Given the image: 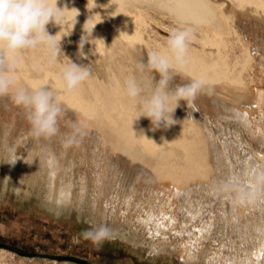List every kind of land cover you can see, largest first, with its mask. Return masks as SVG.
Listing matches in <instances>:
<instances>
[{
  "label": "rangeland",
  "instance_id": "374dc122",
  "mask_svg": "<svg viewBox=\"0 0 264 264\" xmlns=\"http://www.w3.org/2000/svg\"><path fill=\"white\" fill-rule=\"evenodd\" d=\"M80 1L87 2V0ZM219 1L227 3L224 8L231 15L227 22L228 32L209 37L203 45L197 31L191 30L192 39L187 55L201 56V59L202 56L205 59L210 57L217 62L216 64H221L222 60L227 62L224 71L225 78L206 79L210 85L208 93L232 105L246 108L250 122L242 121L241 124H236L229 114L219 113V106L213 107L208 100H201L199 95L192 102L210 114L214 126L208 124L207 127L211 132L229 143L227 155L232 162L234 161L233 163H236L237 172L240 171L239 164L241 162L244 164L242 159L245 161L248 158L253 160L257 170L264 168V159L261 158L264 157V40L261 36H256L254 30L257 29L264 33V23L255 19L251 13L231 5L228 0ZM91 7L103 10V13L107 11L106 7L98 1L95 6H87L88 9ZM140 9L138 7V11ZM149 11L150 15L143 14L138 18L139 21L136 19L137 23L134 24L137 25L136 30L127 37L118 27L110 23H94V27L97 28L96 33L91 34L92 37L85 42L83 48L86 56H140L144 58L148 53L160 47L158 41L166 44L172 29L188 28L168 17H161ZM241 25L244 26L242 30L239 27ZM61 35L62 52L59 56H79L77 52L79 42H73L77 35H73L74 40H69L61 32L56 34L57 39ZM245 48L251 50L253 55L248 64H244L247 58H250L243 56L247 54ZM202 49L214 51V54L208 56L207 52H203ZM218 53L223 56H218ZM21 56H48V53L42 46L40 49L23 51ZM219 70L216 65L207 69V72ZM174 74L173 89L177 84L200 78L180 67L174 69ZM236 93H244V101L247 100L250 104H237ZM253 93L257 95L256 98L250 96ZM3 103L4 100L0 97V146L4 147L3 137H8L5 149L14 148L16 145V156L20 160L19 165L16 166V173L18 174L23 165L25 170L27 168L28 174L24 175L26 179L21 181L20 187L15 185L17 174L7 179L6 184V156L0 149V264H82L63 259L65 256L85 260L88 264H204L205 255L212 256L216 253L224 255V243L228 244L227 240L231 239L221 225L226 215L223 213L224 206L220 203L222 199L227 201L229 198L215 195L212 191L214 186L209 180L187 174L186 178L189 179V183L204 184L202 191L208 196L204 198L197 195L190 205L185 201L190 197L185 198L176 191L178 187L183 186V183L171 174L164 175L159 181L156 180L155 189L148 193L142 169L132 168L129 163L130 159L120 160L112 151H108L107 157L96 158L92 152L94 144L88 137V129H86L87 135L81 139L80 143L73 145L67 152L70 158H73L72 168L66 170V173L63 171L57 173L56 178L53 179L48 172L41 169L40 165L41 155L47 153L49 147L54 146L52 137L39 139L33 137L26 113L23 115L21 113L23 108L15 106L12 101L9 105ZM61 115H65V111ZM78 117L74 115L70 119L79 120ZM84 124L87 123L84 122ZM67 125L68 123L61 116L58 126L65 135L71 131ZM182 134L189 139L196 138L197 145H201L202 131L198 133L183 131ZM111 160L114 161L116 168L109 172ZM185 169V164L180 161L175 173L181 176L186 175ZM221 173L223 181L234 176H238L241 180L247 177L244 173L238 175L232 171L226 172L224 169H221ZM124 174L126 178L123 179L120 176ZM68 182H71L72 196L70 211L66 213L51 206L55 203L51 195L53 192L56 196L59 195V189L65 187ZM121 184L124 185L121 190L116 188ZM118 201L124 203L119 205ZM128 201L131 203V208L123 212L122 216L121 211L126 210L125 203ZM135 204L141 208L140 212L134 211ZM149 207H152L155 212L174 211L172 212L175 215V222L160 227L162 236L157 239L167 245L165 251L158 254L148 251L146 248L151 238L145 232L141 237L143 244L137 247L119 238L104 242L100 248L94 247L90 241L82 238L79 244L73 242L82 231L93 225L106 224L109 228L111 226L122 228L126 227L125 220L128 218L131 219V225H137L136 215L145 216L143 210ZM190 208H200V213L191 217L186 213ZM255 216L256 212H252L250 218L253 219ZM205 221L212 224L209 233L201 237L198 228ZM239 244L244 250L246 245H244L243 238L240 239ZM191 245L199 252L190 251L187 247ZM240 251L235 255L243 257L244 252L239 253ZM195 254H198V257ZM220 259L221 262L214 263L225 264L223 258Z\"/></svg>",
  "mask_w": 264,
  "mask_h": 264
},
{
  "label": "bare ground",
  "instance_id": "6f19581e",
  "mask_svg": "<svg viewBox=\"0 0 264 264\" xmlns=\"http://www.w3.org/2000/svg\"><path fill=\"white\" fill-rule=\"evenodd\" d=\"M97 1L106 7V13H103L104 11L98 8H87L89 5L95 6ZM228 2L244 12L251 13L255 19L264 23V0H228ZM109 4L112 5L109 6ZM57 6L69 8L65 11V21L61 23V27L50 22L46 26L47 31L52 34L62 32L69 40H74L73 35L76 34L77 36H75L73 42H80L81 37L84 35L83 28L87 29L94 25V23L96 24V22L110 23L118 27L127 37L129 34L135 32L134 30H136L135 27L137 25L135 26L134 24L137 23L135 22L136 19L138 20L143 14L150 15L149 10H151L161 17H168V19L170 18L180 25H184L193 31L196 30L200 35L203 45H205L209 37L218 33L228 32L227 22L231 18V15L224 8L227 6V3L220 2L219 0H87L86 3L80 0H57ZM138 7L141 8L140 11H138ZM239 27L242 30L244 26L241 25ZM96 29V27H93L92 35L96 33ZM254 31L256 32V36H261V39L264 40L263 32L261 33L257 29ZM235 32L237 35L239 34L236 29ZM158 44L160 47L155 51L166 50L165 43L158 41ZM40 48L42 46L37 47V49ZM202 50H204L203 52H207L208 56L214 54V51ZM245 51H247V54L243 56H249L250 58H247L244 64H248L253 55L251 50H246L245 48ZM21 55L22 53L19 54L15 70L16 80L13 89L24 87L30 90L36 85L46 84L45 87L53 92L54 98L60 102L65 111V115H61L64 121L69 123L72 121L70 118L77 115L79 116L78 119H80L74 122L88 129V137H90L94 144L92 152L96 158L101 156L107 157L108 151H112L115 153V157L120 158V160L125 158L130 159L129 163L132 168L135 170L142 169V175L146 178L145 184L148 187V193L155 189L156 180L159 181L164 175L171 174L176 180L183 183V186L178 187L176 191L181 193L185 198L190 197L185 200L190 205V202L197 195H201L204 198L208 196L203 194L202 190L204 188L202 187L204 184L201 182L197 184L189 183V179L186 178L188 175H195L209 180L210 184L214 186V190L212 191L216 195L217 186L223 181L221 169L240 175L246 171H251L256 166L252 159L248 158L245 161L242 159L244 164L242 162L239 164L240 171L237 172L236 163H233L234 161L232 162L227 155L229 143L211 132L207 127L208 124L214 126L210 114L194 102L191 103V107H187L185 101H179V106L172 113V118L176 123L168 127L161 126L153 130L150 120L143 116L135 120L131 125V121L138 115L139 109L136 107L135 102L125 96L124 82L129 77L135 76L144 89L143 94L148 95L151 92V76L153 77V84L157 83L160 79L159 73L155 70H152L150 74L147 71L143 73L138 71V62L146 63L147 57L86 56L87 58H84L80 56H59L56 61L50 63L48 56ZM218 56L223 55H219L218 53ZM200 57L187 55V63L180 68L186 71L189 70L190 74H195L205 79H209L210 77L212 78L211 80L225 78L224 71L227 67V62L222 60L221 64H216L217 62L210 57L207 59L203 56L202 59ZM68 58L77 64L87 65L91 71L89 78L71 92L64 89L59 79L60 70L69 62ZM236 62L239 63V61ZM216 65L219 67V71L207 72V69ZM174 81L173 76L169 85V91L174 90L172 87ZM209 89L208 87L198 94L201 100H208L215 108L219 106V113L229 114L236 124H241L242 121L250 122L246 108H240L216 98L208 93ZM250 96L253 98L257 97L254 93L250 94ZM244 97V93H236V103L250 104L249 101H244ZM2 99L4 100V105L10 104L11 99L9 96H4ZM21 113L23 115L26 112L23 109ZM84 115L86 117H83ZM84 122L87 124L85 125ZM183 131H190L192 133L202 131L203 135L200 136L201 145H197L196 138L192 137L189 139L187 136H184L182 134ZM65 138V133L59 128L58 134L51 138L54 146L49 147L48 152L40 157L41 169L48 172V175L53 179L56 178L57 173H61L62 171L66 173V170L72 168L71 161L73 158H70L67 153L71 150V147L67 149L64 147L63 140ZM8 140L9 138L4 136L2 141L4 147L0 146L2 154L4 153L6 156V184L7 179L12 178L13 174H17L16 166L20 163L19 158L16 156V145L14 148L5 149L7 145L6 141ZM261 158L264 159V157ZM12 160L15 161L11 162ZM180 161L185 164L186 175L181 176L175 173ZM114 168H116L115 163L111 160L109 172ZM26 170L23 165L19 169L15 184L17 187H20L21 181H24L26 173L28 174ZM39 176L42 175L39 174ZM120 177L124 179L126 178V174ZM223 178L225 177L223 176ZM106 180H108L107 176ZM70 183L68 182L65 187L59 189V195L56 196L55 192L51 195V199L55 202L51 206L66 213L70 211L71 205L72 186ZM123 187L124 185L122 184L118 185V187L116 186L120 190ZM257 191L258 196L251 204L240 206L234 205L231 199L227 201L221 200L220 205L224 206L223 213L226 215L221 225H223V230L231 240H227L228 244L224 243V255H218V253L212 256L205 255L204 264H215L216 261L221 262L220 258H223L225 264H264V200L260 198L264 195V188ZM123 203L118 201L119 205ZM125 204L126 210H120L122 216L124 215L123 212L129 211L131 208L129 201ZM140 209L138 204L134 205L136 213L140 212ZM143 211L145 216L142 214L136 215L135 220L138 222L137 225H131V219L128 218V220H125L126 227L118 228L117 226H111L113 239L119 238L133 247H137L141 243L143 244L141 237L145 232L151 238L146 248L148 251L158 254L161 251L167 250V245L157 239L162 236L160 234V227L175 222L174 211L155 212L152 207ZM252 212H256V216L253 219L250 218ZM186 213L192 217L194 214L200 213V208L187 209ZM230 219L231 221H229ZM211 224V222L205 221L198 228L201 237H205L209 233ZM242 238L245 240L244 245H246L243 248L244 250L240 248L239 244ZM247 246L250 247L248 248ZM187 248L190 251L196 250L195 253L199 252L193 245ZM239 250L244 252L243 257L235 255ZM197 255L195 254V256ZM236 258L237 260H235Z\"/></svg>",
  "mask_w": 264,
  "mask_h": 264
},
{
  "label": "clouds",
  "instance_id": "9594fccd",
  "mask_svg": "<svg viewBox=\"0 0 264 264\" xmlns=\"http://www.w3.org/2000/svg\"><path fill=\"white\" fill-rule=\"evenodd\" d=\"M66 9L69 8L58 7L57 0H0V97L9 96L15 106L25 110L26 118L31 125V134L37 139L50 138L58 134V123L64 109L54 98L53 92L45 87L46 84L36 85L30 90L24 87L13 89L16 80L15 70L19 54L38 46L46 49L50 63L59 58L62 52L60 48L62 35L57 39L56 34H49L46 26L51 22L61 27V23L65 21ZM94 25L87 29L83 28L84 35L77 49L80 57L87 58L83 48L91 37ZM191 39V29H172L166 41V50H154L147 54L146 63L138 62V71L141 73L147 71L150 74L155 70L160 75L159 81L155 84L152 83L151 76L150 94H143L144 89L135 76L124 82L125 96L135 102L139 109L131 125L143 116L150 120L153 130L161 126L168 127L176 123L172 113L179 106V101H185L187 107H191L198 94L206 87L210 88L209 82L200 77L177 84L174 90L169 91V85L175 75L174 69L187 63L186 56ZM68 61L61 68L59 79L64 89L71 92L89 78L91 71L87 65L77 64L69 58ZM67 126L71 131L63 140L66 149L78 145L87 135L83 125L77 122L70 121ZM261 188H264V168L250 173L246 180L230 177L222 181L216 191L218 195L231 199L234 205L243 206L253 203L258 196L257 190ZM81 238L100 248L104 242L113 238V234L106 224H99L82 231L73 242L79 244Z\"/></svg>",
  "mask_w": 264,
  "mask_h": 264
},
{
  "label": "water",
  "instance_id": "95a60500",
  "mask_svg": "<svg viewBox=\"0 0 264 264\" xmlns=\"http://www.w3.org/2000/svg\"><path fill=\"white\" fill-rule=\"evenodd\" d=\"M63 259L71 260V261L82 263V264H88L85 260H80L78 258L71 257V256H65V257H63Z\"/></svg>",
  "mask_w": 264,
  "mask_h": 264
},
{
  "label": "snow or ice",
  "instance_id": "6c2138e0",
  "mask_svg": "<svg viewBox=\"0 0 264 264\" xmlns=\"http://www.w3.org/2000/svg\"><path fill=\"white\" fill-rule=\"evenodd\" d=\"M255 170H256L255 168H252L251 171H246L244 174L248 176L250 173L255 172ZM234 177H237L238 178V176H234ZM260 198L262 200H264V195H262Z\"/></svg>",
  "mask_w": 264,
  "mask_h": 264
}]
</instances>
